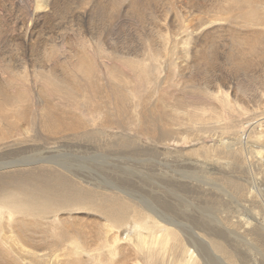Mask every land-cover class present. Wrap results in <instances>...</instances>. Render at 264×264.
<instances>
[{"label":"rangeland","instance_id":"rangeland-1","mask_svg":"<svg viewBox=\"0 0 264 264\" xmlns=\"http://www.w3.org/2000/svg\"><path fill=\"white\" fill-rule=\"evenodd\" d=\"M76 1L78 2V6H79V3L82 0H76ZM105 1L106 0H95V1L90 0L88 2V5H84V8H81V9L78 8L79 9L78 13L80 10L83 11V13L78 14L79 15L78 17H76L75 14L73 15L70 9L68 11V14H66V16L58 17L57 21L50 20V23L47 24L45 29L39 28L38 31H36L35 35L29 38L28 36L25 35V33H18L16 28H15L16 30L11 28V25L16 20V18L22 17L21 12L16 9L12 12L8 9H5L6 7L9 6V3L6 4L5 5L6 7H5L3 6V0H0V6L2 4V7H0V9L3 10L1 11V14H0V27L3 26V29L2 27L0 28V46H1L0 53H3L5 55L4 57H6L5 59L9 61L7 63L8 66H9V63H12L13 65L17 66L16 68L13 69L14 73L18 77L20 76V81L18 82L16 86H18V88H21L24 85L28 89L27 94H26L28 97V101L23 102L22 100L21 102L20 99L18 98L16 108L18 105V108H19L18 114H19L20 107L27 106L28 109L26 113L31 119L29 120L21 116H18V117L13 116L14 118H10L12 129L10 132H8L9 134H8L7 141L18 143V145H21V146L17 148L13 153H11L10 157H8L9 159H3V160H10V159L25 160L24 158H27L30 161H36V162L39 160H43L44 163L50 166L49 170L63 173L69 179L76 181V183L78 184V187H84V189L87 188L90 190L93 189L94 191L99 189L97 192H100V191L106 192V189H108L107 191L112 190L115 192V191H118V189H120L126 193V197H129L130 199H132L136 204L138 203L137 205L139 206L141 205L143 207L147 206V209L152 208L150 209V212H152L151 210H153L152 215L157 216L158 219L162 217V218L171 219L173 221L176 220L175 223L173 221L172 222L174 226H176V228H179L182 231L183 234L180 231L181 233L180 235L185 236L183 238H185V240L190 241L192 243L195 239L194 243H196V246L200 249V251L202 250L201 251L202 253L206 245H205V242H203V240L205 239L203 238L204 237L203 232L200 230L201 229L200 227L202 228L204 227L206 228V230L210 231L213 225L218 224L217 226H219L218 228H220L224 225L223 223H220V221L225 223V221L227 222L228 219H232V217L233 219H236L240 217V215L238 214L243 213V212L244 213L249 212V209H251L252 206L253 207L255 206L254 204L255 198H252V201L251 199H249V202L247 203L246 199L249 196L248 192L245 193L246 191L245 192L242 191L241 194L242 193L243 194L241 195L238 193V191H236L231 186L229 182H228L229 185L225 184L227 183V177L232 176L237 181H239L240 179L241 180L240 182L244 180L245 183L242 182L243 185H246V186L249 185V187L252 186L251 187L252 189L254 188L253 186L255 185V182L253 179V172L251 171L252 169L250 170L249 168L244 167L245 164L243 161L240 163H236V166H235V163H232L234 165L222 164V163H226V161L219 159L218 155L220 154V151H222L223 145L228 141V137L231 135L230 133L231 131L226 133L222 131L221 129V126H223V120L222 118L220 119L219 117V114L222 112L221 103H219L215 99L207 98V96H205L204 94L201 95L198 92L196 93V90H193L194 87H191V84H186L184 82L185 80H188L190 76L194 75L195 79L199 80L195 82V85L197 83H201L203 85V88L204 86H207V88L213 89L214 87V90L215 89L217 90L222 87L226 90H229L230 99H232L235 102V104H240L242 107L244 106L248 107L247 111H249V108L254 110V111H249L248 114H246V116L243 115V119L247 121L248 118H250L249 120L251 122L255 121V120H251V118L252 117L254 119L255 117L257 118V116L261 113V111L264 110V97H263L264 96L263 95L264 94L263 92L264 91V84H263L264 83V60L263 58L264 57L262 56L261 57L262 59L259 57L258 60H254V56H248L249 58L251 57L252 60L248 62L244 70L238 71V70L232 69L233 66L231 67V65L233 63L231 64L232 61H231V57L229 56L234 55L235 53V50L232 49L234 48V46H236L235 44H233L234 42H232L233 34L244 36L246 32L252 33L250 31V28L244 25L245 23L243 21L246 20L248 17H245L244 16L245 14L243 13L247 12L248 4L250 6V7L248 6L249 10L253 12L255 9L256 13H258L259 11V9L257 8L258 4L253 5L251 3H248V4L245 3V5L247 6L245 7L243 4L242 7H244L247 10H245L244 8L242 10L238 7V9L234 12L235 14L237 13L236 15L233 13L228 14V12L221 15L222 13L220 14V12L219 13L217 12V9H216L217 3L215 1L207 0V2H204L203 0H199L203 4L206 3L204 5L206 6V8L208 7L206 10L207 14L200 15L198 13V15H195L196 13H193V16H192L191 14L187 13L188 10L191 8V5L190 7L188 5L190 3L189 2L190 0H183V1L182 0H174V1L172 0L174 2V3L172 2V5L174 4L173 7L171 5L168 8L169 4L167 3L166 4L167 6L165 7L166 12L164 13H162V10H164L162 9V6L166 1H163V2L158 1L157 7H154L152 11L150 10L146 11L145 13L146 18H144L145 22L144 23L142 22L137 25L135 17L132 15L131 13L132 11H130V7H129L131 5V0H125L124 3L122 2L120 4L121 8L119 7V11L112 18H110L111 20L110 19L105 20V18H103L100 15L102 3L105 4ZM184 1H187V2H184ZM262 1L264 2V0ZM29 3L31 4L32 2L30 0H14L12 4L14 7L20 6L19 8L25 9L27 7L26 5H30ZM181 4H185V5H181ZM180 6H182V8ZM4 9L6 13L4 12ZM226 9L227 8H224V10ZM176 11H178V13H176ZM158 12H161L162 15H164L163 24L161 25L160 23L158 24L154 23V20H153L154 16ZM90 13L92 14V16ZM6 14L8 15L5 17ZM15 14H17L16 17H15ZM218 14H220L221 16ZM238 14L240 15L243 14V17L239 18L237 16ZM188 15L190 16V18L188 17ZM9 16L11 18H9ZM177 16L179 17V19ZM254 16L256 17L257 14ZM78 19H80V21ZM210 19L214 20L215 24L216 23L220 24V26L216 28V30L214 31L215 34L213 33L214 36L212 37V40L207 45L210 55L213 57L215 56L214 58L215 63L213 61L214 64L211 67V70L209 72H211L212 70L213 71L211 72V74H209L206 80L204 78H202L203 79L202 80L201 77L198 76L199 70H197V68H192L191 66L184 64L183 60L185 59V55L182 53V42H180V40L182 36L183 37L186 36V34L183 35L182 31H186V29H189V30L193 29L192 32L195 31L194 33H197L198 30L196 29L194 30V28L192 27L196 28L197 25L199 26L200 21L202 22L203 20L207 21ZM81 20L84 23L82 34L85 36L84 38V36L82 35V40L80 39L81 36H80V30H79V27H80L79 24L81 23ZM167 20L168 22H172L171 28L165 27L164 21H167ZM236 20L242 22L240 27H239L240 24H236L237 23ZM62 21L66 24L64 25V28H63ZM152 22L156 25L152 24ZM191 23H193L192 26H191ZM260 27H257L256 29L255 28L254 29L259 30ZM157 30H159L160 32L164 31V36L167 38V41H168V44H167L168 51L161 50V52L157 53V55L154 53V56H153L151 55V53L147 52L146 50L142 51V48L145 47L144 42L146 40V36L148 35H151V37L153 36L152 42L158 44L159 47L162 46L161 35H158ZM60 31L61 32L63 31V32L61 33ZM260 31H262L261 33H264V26L263 28H260ZM100 32H101L102 37H100ZM102 33L106 36L102 35ZM56 34H57V37L54 36ZM49 35L53 36L52 43L53 42L54 43L52 44V46H50V41H49V44L44 46L45 41L47 40V38L50 37ZM86 36L88 37V39ZM90 36H93V37H90ZM249 37L256 38L254 34L253 36L252 34L251 36L249 35ZM260 37L261 38L263 37L262 40L264 41V34L263 36L261 35ZM95 38L97 39V41H95ZM101 39H103V41ZM88 40L91 42L89 43ZM93 40L95 41V43H93L94 42ZM69 41H72V42H70L69 44ZM103 42H104V45L102 44ZM80 43L81 45H79ZM172 43L173 45H176L173 48L171 47ZM96 46L98 47V49H101L100 59H96L95 57L96 56L95 54L98 52V49L96 48ZM90 47L92 49H90ZM75 48L76 50L74 51ZM77 50L79 51L77 52ZM101 51H103V53ZM258 51L263 52L260 50V48ZM85 53L86 54L89 53L93 57V66L91 68L89 75L82 73L83 71L79 69L78 65L69 66V64L65 62H60L61 60L57 58L58 56L59 58L61 56L60 59H63V57H68V58L70 57L73 61L77 63L79 54L86 56ZM101 53L105 55H102ZM71 54H72V57H71ZM145 55L146 57H143ZM262 55H264V53H262ZM118 57H121V59ZM122 57H125V58L123 59ZM140 57H141V61H139L140 63L137 64L138 68L136 69L135 67V69L133 70L134 67H132L129 62L131 61V59L136 60V59H140ZM52 62L53 63L56 62L57 70L64 75V77L68 80V82L71 81L72 83L71 82L69 83L73 84L74 86L77 85V83L74 84V80L79 81L82 78L81 81H83V80H86L88 76L92 77V72H94V74L96 73L93 78L94 80L97 81L95 85L99 83L100 85L98 89L103 91L102 94L104 93L105 94L102 95L103 97L100 95L98 99L94 100L92 105L88 103V101L85 99L84 96H79V97L76 96L75 103L79 102L78 103L79 107H77L76 109H73L72 107H70V104L74 101V99L70 97H64V96H68V93H67L68 83L60 82L57 86H48L46 85L43 79V76L39 75V70H42L41 67L50 66L53 64ZM26 64H29V66ZM142 66H143V72L140 71L141 70L140 67ZM73 68L75 69L72 70ZM146 70H149L148 74H146ZM42 73H43V70H42ZM136 74H140L139 78H138V75L137 77H135ZM119 75H120V80L118 81ZM133 76L135 77L134 80H132ZM68 78L69 79L71 78L73 80H69ZM136 78H138V81ZM238 83L245 84L243 86L248 92L245 90L244 95L240 96V90L238 88V85L240 84ZM114 84H116V86ZM122 84L127 85V87L130 84L129 85L130 88L137 87L138 89L137 93H139V97H140L139 98L136 96L126 95V97L120 98L123 100V103L125 104L123 105L122 110L123 112H125L124 117H127V118H124L123 116L121 117L118 109L116 108V105L113 106L111 102H109L106 99V95L108 96V90L110 89V87L117 88L119 90L120 88L123 87ZM187 86L188 88L185 89V87ZM191 90L193 91V93ZM181 92L183 93V95ZM80 93H81V90H80ZM169 93L170 95H173L174 98L176 99L178 98V95L187 96V97L191 95L189 98L191 99L194 97L192 100L198 98L197 96H199L197 100L198 101L200 100L199 101L200 103L194 104V102H192V105L187 107L186 111L188 110L199 111L200 114H204V115L206 114L207 116L206 115L205 116L207 117V119L205 120V123L203 121V122H198L192 125L186 121L187 122L186 124L184 125L182 124L181 126L179 125L172 126V128H169L168 130L163 129L162 126L161 127L158 126L157 127L158 130L161 132L159 131L157 132V135L159 133V137L158 136L157 137L163 138L164 136L167 135L166 140H163L161 143H159V142L153 141L154 137H152L150 134L146 132H143L142 126L136 123L137 116L135 115V111H133V104H134L133 102L140 99L142 104L147 105L149 108H151L153 107L155 103H160L161 101L164 100L162 96L165 97V95H167V98H169L170 97ZM188 93H191V94L188 95ZM260 93H263V94H260ZM200 95L202 96L201 98H200ZM160 96H161V99H160ZM45 101L49 102L53 108L56 107L59 110L66 111L67 116L63 115V118H70L71 120L74 121V124H68V126L71 127L70 129L58 131L57 133H49L43 128V126H40L39 121L34 122V116L36 117L40 115V112H42L44 108ZM113 101H115L116 103L117 98H115ZM111 106H113V110L111 111L112 114H109V111L112 108ZM193 106L194 107L198 106L199 109H194ZM254 108H257V109H254ZM152 113H155V112H151L150 114ZM213 113L218 114V115L212 116L211 114ZM253 113H255L254 114L255 117L254 116L248 117L249 114L253 115ZM256 113H258V115ZM4 114L5 113L3 112V115ZM238 115H236L237 118H239ZM0 118H1V115H0ZM128 119L132 123L128 122ZM78 120L80 121V124L78 123ZM29 126H30V130L26 132L25 128H29ZM185 131L187 132L185 133ZM191 135L192 137H190ZM199 149H201L203 153H201ZM205 149H206V152H205ZM215 150L218 152H216ZM213 155L215 156V158H213L214 157ZM206 156H210V158ZM240 167H244V168L242 169ZM225 169L228 171L226 172ZM249 170L251 172H249ZM249 173L252 174V177L250 176ZM224 178L226 180H223ZM179 179L180 180L183 179V180L180 181ZM262 185L264 186V178L262 179ZM120 190L118 191L119 194H120ZM172 191L174 192L172 193ZM109 192L111 193V191ZM262 193H263V196L261 198L264 200V191ZM186 194L188 195L187 197H186ZM161 195L162 197H160ZM158 197L160 198L157 200ZM163 202H165V205L162 204ZM251 203H253L254 205ZM157 209H161V210H159L158 212ZM163 211L166 213H163ZM235 211H237L238 214ZM91 212L88 210H85V212L84 210H78V211H75V213L73 212L72 216L70 215H65L66 217L62 216L66 218L67 221L71 222V223H68L65 220L64 223H66V225L63 224V226L64 225L66 226L64 228L66 231H69V229L67 230L66 228L70 227V231L72 232L75 227L74 231L78 229V231L76 230L77 232L75 231L77 234L87 233V237L90 236L87 238L88 242L86 244V249L90 251V253L92 254L88 255L87 253L86 255H83L84 256L83 257L82 254L80 255L79 253V255H77L75 252L73 253L74 255L72 254L71 256L73 259L75 258V256H77L76 259H78V256L79 257L81 256L80 257L81 264H84V263L85 264H108L107 262L109 261V258H110V254L108 253L109 248L104 246L105 248H101L103 252L100 249H98L101 247L100 246L102 243L101 241L104 238H106L105 240L107 241L108 240L114 241L115 238L113 237L118 236V238L120 239V245H123V244L125 245L126 243H130L129 239L131 237H134L133 239L130 240L132 242L131 244H134V243L136 244L139 241L138 239L139 237H136V236L140 235V234L138 235V233H141L140 230L144 234L147 235L146 233L147 229L138 228V227L136 228V226L133 223H130L127 226H125L126 228L122 227L118 229V231H120L118 233L116 232L117 231L116 229H112V230H109V232H107L108 231L107 228L106 229L102 228L105 223L104 219L102 220V218L99 217L95 212L93 211ZM220 214L223 216H221ZM201 215L203 216L201 217ZM73 216H74V219H72ZM210 223H211V227H208V225L210 226ZM68 224L69 225L71 224V225L69 226ZM221 224L223 225L221 226ZM217 226L212 227L211 231L218 229ZM186 227L187 229H185ZM195 227H198V228H195ZM99 229L102 230L103 234H101L102 233L101 230H100V234H98L99 232H96V231H99ZM74 231H73V234H76ZM126 234L128 236H126ZM200 235H202L203 237H201ZM48 239L52 241L54 240L56 241V239H53V238H48ZM65 240L64 242H62L63 241L62 239L57 240L58 242L56 243L59 246L54 242V244L56 245H54L53 248L52 246H50L51 248L49 246L48 247L46 246L47 248L44 247L47 251L43 249V251L41 252L44 254L43 261L48 262V263L51 261L50 263L52 264L54 263L57 264L59 262H64V261H69V260L73 261L71 260L72 258H68L70 257L69 255L70 253L68 254V252L70 251V249H72V247L68 243H71V241L70 240L65 241ZM48 248H49V251H48ZM60 248L63 249V251H61ZM65 248L67 249V251ZM96 249H98L99 252L98 251L96 252L95 251ZM65 251L67 253H64ZM99 253H102V254H99ZM63 254L64 255L68 254V256L66 257V255L64 256ZM98 254L100 256H98ZM55 255L59 262L56 261ZM58 256L60 258H58ZM98 258L101 259L102 262H100ZM60 260H63V261H60Z\"/></svg>","mask_w":264,"mask_h":264},{"label":"bare ground","instance_id":"bare-ground-1","mask_svg":"<svg viewBox=\"0 0 264 264\" xmlns=\"http://www.w3.org/2000/svg\"><path fill=\"white\" fill-rule=\"evenodd\" d=\"M13 1L14 0H3V6H5L6 4L9 3V6L8 7L5 6L6 7L5 9L10 10L11 12L16 9V10L21 12L22 17L16 18V20L12 23L11 28H13V29L16 28L18 33H25L26 36L31 38L35 35L36 31H38L39 28L45 29L47 24L50 23V20L51 21H57L58 17L66 16V14H68V11L70 9H71L73 15L75 14L76 17H78L79 13H83L82 10H80L78 13V10L81 8H84V5H88V2L90 0H82L79 3V6H78V2L76 0H30L32 3L31 4L29 3L30 5H26L27 7L25 9L19 8L20 6L14 7L12 4ZM124 1L125 0H106L105 4L102 3L100 15L103 18H105V20L112 18L115 14H117V12L119 11L120 4L122 2L124 3ZM158 1H160V2L166 1L162 6V9H164V10H162V13H164V12H166V9H165V7L167 6L166 4L167 3L169 4L168 5V8H169L172 5V2L174 0L173 1L172 0H131V5L129 4L130 5L129 7H130V11H132L131 12L132 15L135 17L137 25L142 23V22L143 23L145 22L144 18H146L145 17L146 11H148V10L152 11V9L154 7H157ZM203 1L207 2V0H203ZM209 1H211V0H209ZM213 1H215L217 3L216 9H217L218 13L219 12H220V14L222 13L221 15L225 14L226 12H228V14L229 13L235 14L234 12L238 9V7L243 10L244 7H242V5L244 4L245 7L247 6V5H245V3L246 4L251 3L253 5L258 4V6H257V8L259 9L258 13H256L255 9L253 12L251 10H249V8H248L249 4L247 6L248 10L244 8L245 10H247V12L243 13V14H245L244 16L248 17V18L246 20H244L243 22L245 23L244 25H246V27L250 28V31L252 33L246 32L244 36L235 35V34H233V36H232V40H233L232 42H234L233 44L236 45V46L233 45L234 48L231 47L232 49L235 50V53L233 52L234 55L229 56V57H231V61H232V62L230 61L231 64L233 63L231 65V67L232 66L234 67V68L232 67V69H235L238 71L244 70L246 68L248 62L250 60H252L251 57L249 58L248 56H254V60H258L259 57L261 58L262 56L264 57V55H262V53H264V41L262 40L263 37L262 38L260 37L261 35L263 36V34H264V33H261L262 31H260V28H263V26H264L263 25L264 24V2L262 0H259V1L258 0H213ZM184 2H187V1H184ZM189 2L190 3L188 5H189V7L191 5L190 9L192 11L189 9L187 13L191 14L192 16H193V13H196L195 15H198V13L200 15L201 14H207L206 10L208 7L206 8V6L204 5L206 3L203 4L199 0H190ZM185 4H181V5H185ZM173 5H172V7H173ZM0 7H2V4ZM180 7L182 8V6H180ZM86 8H88V7H86ZM224 8H227V9L224 10ZM5 9H4V12H5ZM213 10H215V9H213ZM1 11H3V10L0 9V14H1ZM93 12H91V13H93ZM254 12L257 14L256 17L254 16V15H256ZM162 13L161 12L156 13V15L154 16V19H153L154 23H156V24L160 23V25L163 24V16L164 15H162ZM176 13H178V11H176ZM213 13H214V11H213ZM220 14H218V15H220ZM243 14L242 15L238 14L237 16L240 18V17H243ZM7 15L8 14H6L5 17ZM16 15L17 14H15V17H16ZM176 15H178V14H176ZM91 16H92V14H91ZM188 17L190 18L189 15H188ZM9 18H11V17L9 16ZM178 19H179V17H178ZM199 19H198V21H199ZM78 20L80 21V19H78ZM196 20H197V18H196ZM193 21H194V19H193ZM236 21H237L236 24H240L239 25V27H240L242 22H240L238 20H236ZM238 22H240V23H238ZM154 23L152 22V24H154ZM219 23H221V22H219ZM156 24H154V25H156ZM192 24L193 23H191V26H192ZM64 25H66V24L63 22V28H64ZM164 25L166 28H171L172 22H168V20L164 21ZM180 25H181V23H180ZM79 26H80L79 30H80V36H81L80 39L82 40V35H83L82 29L84 27V23L82 20H81V23L79 24ZM176 26H177V24H176ZM194 26H195V24H194ZM197 26H196V28L192 27V28H194V30L195 29L198 30L197 33H194L195 31L192 32L193 29L192 30L186 29V31H182L183 35L186 34V36L185 37L182 36L181 40H180V42H182V53L185 55V59L183 60V62L185 65H189L192 68H197V70H199L198 76H200L201 79L204 78L206 80V78L209 76V74H211V72L213 71L212 70L211 72H209L211 70V67L215 63V59H214L215 56L213 57L210 55V52L207 48V45L212 40V37L215 34L214 31L216 30V28H218V26H220V24H218V23L215 24L214 20L210 19L207 21L206 20H203L202 22L200 21L199 26L198 27ZM260 26H262V27H260ZM1 27L3 29V26H1ZM162 27H163V25H162ZM257 27H260L259 30H255ZM251 28L253 29V31ZM65 29H67V28H65ZM65 29H64V31H65ZM222 29H223V27H222ZM231 31H232V29H231ZM45 32H46V30H45ZM94 32H96V31H94ZM49 33H51V32H49ZM157 33H158V35H161L162 46L159 47L158 44L152 42L153 36L151 37V35H148V36H146V40L144 42L145 47L142 48V51L146 50L147 52L151 53V55H153V56H154V53L157 55V53L161 52V50L162 51H164V50L168 51V45H167L168 41H167V38L164 36V31L160 32L159 30H157ZM251 34H252V36L254 34L256 36V38H254V37L250 38L249 35L251 36ZM51 35H53V34H51ZM102 35H104V34L102 33ZM54 36L57 37V34ZM65 36H66V34H65ZM73 36H74V34H73ZM104 36H106V35H104ZM90 37H93V36H90ZM100 37H102L101 32H100ZM8 38H10V37H8ZM52 38H53V36H50L49 38H47V40L44 43V46L48 45L49 41H50V46H52V44L54 43V42L52 43V41H53ZM84 38H85V36H84ZM26 39H27V37H26ZM60 39H61V37H60ZM87 39H88V37H87ZM192 39H194V40H192ZM101 40L103 41V39H101ZM39 41H37V42H39ZM66 41H68V40H66ZM95 41H97L96 38H95ZM95 41L93 43H95ZM70 42H72V41H69V44H70ZM90 42L91 41H89V43ZM77 43H79V42H77ZM77 43H76V45H77ZM160 43H161V41H160ZM55 44H57V43H55ZM102 44L104 45V42ZM33 45H34V43H33ZM79 45H81V43ZM229 45H231V44H229ZM37 46H38V44H37ZM97 46H96V48L98 49ZM175 46L176 45H173V43L171 44L172 48ZM65 47H63V48H65ZM259 48L263 52L258 51ZM90 49H92V48L90 47ZM75 50H76V48L74 49V51ZM87 50H89V49H87ZM100 50L101 49H98V52L95 54L96 59H100V57H101ZM183 50H184V52H183ZM78 51L79 50H77V52ZM95 51H96V49H95ZM103 51H101V52L103 53ZM221 51H222V49H221ZM83 52H85V51H83ZM112 53H114V52H112ZM112 53H111V55H112ZM143 53H145V52H143ZM74 54H75V52H74ZM102 55H105V54H102ZM107 55H109V54H107ZM116 55H117V53H116ZM4 56L5 55L3 53H0V112L2 113V114L0 113V115H1V118H0V264H52V263H50L51 261L49 263L43 261L44 260L43 259L44 254L41 252L43 251V249L47 248L48 246L49 247L52 246V248H53V246L57 244L56 243V242H58L57 240H60V239L63 240L62 242H64L65 239L71 241V243H68L72 247V249H70V251L68 250L69 251L68 254L70 253L69 254L70 257H68V258H72L71 256L75 252L77 255H79V253H80V255L82 254V256L86 255L87 253H88V255L89 254L91 255L92 253H90V251H88L86 249V244L88 242L87 238L90 237V236L87 237V233L86 234H84V233H81V234L78 233L77 234L76 232L78 231V229H76L77 231L75 230L76 231L75 232L74 231L75 227H74L73 231L76 234H73V231L72 232L70 231V227L66 228L67 230L69 229V231H66L64 229L66 227L65 226L66 223H64L66 218H64L62 216H65V215L72 216L73 212L75 213V211H78V210H84V212H85V210H88L90 212L91 211L95 212L99 217L102 218V220L104 219V221H105V223L103 222L104 226L102 224L101 225L103 226L102 228H104V229L107 228V230H108V231L106 230L107 232H109V230L116 229L117 230L116 232L118 233V232H120V231H118V229L125 227L130 223H133L136 226V228L138 227V228L147 229V231H146L147 235L144 234L140 230L141 233H138V235L139 234L140 235L136 236V237H139L138 238L139 241L136 244L135 243L131 244L132 242L130 241L134 237H131L129 239L130 243H126L125 245L124 244L120 245V239L118 238V236L113 237V238H115L114 241H110V240L107 241V240H105L106 238H104L102 240V238H101V240H102L101 241L102 243L100 245L101 247L98 249L101 250V248H105V247L109 248L108 253L110 254V258H109V261L107 262L108 264H264V200L261 198L263 196L262 192L264 191V188H263L264 186L262 185V179L264 178V110H262L263 112L261 111V113L258 111L260 113L259 115H258V113H256L258 115L257 118L254 115L255 113H253V115H250V114H249V116L247 115L248 117L254 116L255 119L253 117L251 118V120H255L254 122H251L249 120L250 118H248V120L246 121L243 119V115L246 116V114H248L249 111H254V110L249 108V111H247L248 107H246V106L242 107L240 104H235V102L232 99H230V91L229 90H226L222 87L217 89V90L216 89L214 90V87H213V89L207 88V86H204V88H203V85L201 83H197L195 85V82H197L199 80H196L194 75L190 76V78L188 80H185V82H184L186 84H191V87H194L193 90H196V93L198 92L201 95L204 94L205 96H207V98L215 99L219 103H221L222 112L219 114L220 119L222 118V120H223V126H221V129H222V131H224L226 133L231 131L230 132L231 135L228 137V141L223 145V149H222V151H220V154L218 155L219 159L226 161V163H222V164L230 165L232 163H235V166H236V163H240L243 161L245 164L244 167L249 168L250 170L252 169L251 171L253 172V179L255 182V185L253 186L254 188L252 189L251 188L252 186L249 187V185L248 186L243 185V183H242V182H244L243 179H242L243 181L240 182L241 181L240 179H239V181H237L232 176L227 177V183H225V184H228V182H229L231 184V186L236 191H238L239 194H241L242 191L243 192L246 191L245 193L248 192L249 196L247 195L248 198L246 197L247 203L249 202V199H251V201H252V198H255V202L257 204L254 202L255 206L254 207L252 206V208L249 209V212H245V213L243 212V213L238 214L237 211H235L238 215H240V217H238L236 219H233V217H232V219H228V221L227 222L225 221V223L221 222L219 220L220 223L224 224V225L221 224V226L223 225L222 227L218 228L219 227V226H217L218 224L212 226V227L217 226L218 229L213 228L215 230L211 231V229H212L211 223H210V226L208 225V227H211L210 231L206 230V228H204V227L203 228L200 227L201 228L200 230L203 232L204 237L202 235H200V236L205 239V240H203V242H205V245H206L205 249L201 253L202 250L200 251V249L196 246V243H194L195 239H194V241L192 240L193 241V243H192L190 241L185 240V238H183L185 236L180 235L182 233V231L179 228H176V226H174V224H173V222L175 223L176 220L173 221V220L168 219V218H162L161 216H160L161 218L158 219L157 216L152 215L153 210H151L152 212H150V209H152V208L147 209V206L143 207L141 205L140 206L137 205L138 203L136 204L132 199H130L129 197H126V193L124 191L118 189V188H116V189H118V191L120 190V194L122 196L119 194L118 191L114 192L112 190H109V191H111V193H110L109 191H107L108 189H106V192L105 191L97 192L99 189L94 191L93 189L90 190L87 188L84 189V187H78V184L76 183V181L69 179L63 173L53 171V170H49L50 166H48L46 163H44L43 160H39L37 162L36 161H30L27 158H24L25 160H23V159L3 160V159H9L8 157H10L11 153H13L17 148H19L21 146V145H18V143H14L12 141H7L8 134H9L8 132H10L12 129L11 123H10L11 122L10 118H14L16 116L17 117L21 116L23 118L31 120L26 113V111L28 109L27 106L20 107V111L18 114V110H19L18 105L16 108L18 98L20 99L21 102H22V100H23V102H27L28 97L26 94H27L28 89L24 85L21 88H18V86H16L18 84V82L20 81V76L18 77L14 73L13 69L16 68L17 66L13 65L12 63H9V66H8L7 63L9 61H7L5 59L6 57H4ZM76 56H78V55H76ZM71 57H72V54H71ZM143 57H146V55ZM217 57H219V56H217ZM57 58L59 60H61L60 62H65V63L69 64V66L78 65L79 69L81 71H83L82 73H85L86 75L90 74L91 68L93 66V57L89 53L86 54V56L79 54L77 63L75 61H73L70 57L69 58L63 57V59H60L61 56H60V58L58 56ZM118 58L121 59V57H118ZM122 58L124 59L125 57H122ZM263 60H264V58H263ZM139 61H141V57H140V59H136V60L131 59V61L129 63L132 67H134L133 70L135 69V67H136V69L138 68L137 64L140 63ZM213 61H214V63H213ZM223 62H225V61H223ZM220 63H219V65H220ZM26 65L29 66V64H26ZM73 67H75V66H73ZM41 69L43 70V73H42V70H39V75L43 76V79H44L46 85L57 86L60 82L68 83V89H67L68 96H64V97H70V98L74 99V101L70 104V107H72L73 109H76L77 107H79V105H78L79 102L75 103L76 102L75 101L76 96H78V97L84 96L85 99L88 101V103L90 105H92L94 100L98 99L100 97V95L102 96L105 94V93L102 94L103 91L98 89V87L100 85L99 83H97L95 85V83L97 81L93 79L95 74H96V73L94 74V72H92V77L88 76L86 80H83L84 82L81 81L82 78L79 81L74 80V84L77 83V85L74 86L73 84H71L72 83L71 81H69V82H71V83H69L68 80L64 77V75L57 70L56 62L50 66L41 67ZM74 69L75 68H73L72 70H74ZM140 69H141L140 71L143 72V66L140 67ZM148 72H149V70H146V74H148ZM228 72H229V70H228ZM82 73H80V74H82ZM137 75L139 78L140 74H136L135 77H137ZM96 76H98V75H96ZM135 77L133 76L132 80H134ZM138 78H136L137 81H138ZM257 78H259V77H257ZM22 79H23V77H22ZM22 79H21V81H22ZM69 80H73V79L70 78ZM119 80H120V75L118 77V81ZM140 82H142V81H140ZM217 84H218V82H217ZM238 84H240V85H238ZM238 84L237 85H238V88L240 90V96L244 95L246 89L243 85H245V84H241V83H238ZM114 85L116 86V84H114ZM122 85H123V87L120 88L121 90L120 89L118 90L117 88L110 87V89L108 90V96L106 95V99L109 102H111V104L113 106L116 105V108L118 109V111L120 113V116L124 117L125 112H123L122 108H123V105H125V104L123 103V100L120 98L126 97V95L139 97V93H137V91H138L137 87L136 88H130L129 87L130 84L128 85V87H127V85H124V84H122ZM214 86H215V84H214ZM186 88H188V86L185 87V89ZM80 90H81V93H80ZM187 91H186V93H187ZM191 91H189V92H191ZM250 91H251V89H250ZM192 93H193V91H192ZM164 94H165V92H164ZM189 94H191V93H188V95ZM260 94H263V93H260ZM169 95H170V93H169ZM182 95H183V93H182ZM193 95H192V97H193ZM201 95H200V98L202 97ZM161 96H162V94H161ZM161 96H160V99H161ZM190 96L191 95H189V97ZM162 97L164 98V100L162 98L163 101H161L160 103H155L153 105V107H151V108H149L147 105L142 104L140 99L133 102L134 103L133 104V111H135V115L137 116L136 117L137 118L136 123L138 125L142 126L143 132H146V133L150 134L152 137H154L153 141L161 143L163 140H166L167 135L164 136L165 138L164 137L158 138L159 137V133L157 135V132L159 131L157 128L158 126L159 127L162 126L163 129L168 130L169 128H172V126H176V125L181 126L182 124L184 125L187 122H189V124H191V125L198 123V122H203V121L205 123V120L207 119L206 114H205L206 115L205 116L204 114H200L199 111H195V110L186 111L187 107L192 105V102H194V104L200 103L199 102L200 100L199 101L197 100L199 98V96H197L198 98H196L194 100H192L194 97L190 99L187 96H179V95H178L177 99L174 98L173 95H170L169 98H167V95H165V97L164 96H162ZM115 98H117L116 103H115V101H113ZM258 99H260V98H258ZM80 104H81V102H80ZM113 106H111L112 108L110 109L109 114H112L111 111L113 110ZM194 109H199V107L195 106ZM254 109H257V108H254ZM7 111H8V113H7ZM3 112L5 113L4 115H3ZM151 112H155V113L150 114ZM215 113H217V112H215ZM215 113H213L211 115L217 116L218 114H215ZM234 113H235V115H234ZM63 115L67 116L65 110H59L56 107L53 108L49 102L45 101L44 102V108H43L42 112H40V115L36 116V117L34 116V122L39 121L40 126H43V128L46 131H48L49 133H57L58 131L70 129L71 127L68 126V124H74L73 120H71L70 118H63ZM236 115H238L239 118H237ZM124 118H127V117H124ZM246 119H247V117H246ZM4 120H6V121H4ZM128 122L132 123L131 121H129V119H128ZM78 123L80 124L79 120H78ZM187 127H189V126H187ZM184 129H185V127H184ZM188 129H190V128H188ZM29 130H30V126H29V128H25L26 132ZM179 130H181V129H179ZM159 132H161V131H159ZM186 132L187 131H185V133ZM175 134H176V132H175ZM160 135H161V133H160ZM161 137H162V135H161ZM190 137H192V135ZM177 138H176V140H177ZM187 140H189V139H187ZM197 143H199V142H197ZM202 148H203V146H202ZM206 149H205V152H206ZM211 149H212V147H211ZM199 150L201 151V149H199ZM197 151H198V149H197ZM212 151H214V150H212ZM216 152H218V151H216ZM216 152H214V153H216ZM201 153H203V152L201 151ZM198 154H200V153H198ZM216 154H218V153H216ZM206 157L210 158V156H206ZM213 158H215V156ZM203 161H204V159H203ZM241 164H243V163H241ZM241 164H240V166H241ZM232 165H234V164H232ZM244 167H240V168L243 169ZM250 170H249V172H251ZM227 171L228 170H226V172ZM177 173H179V172H177ZM249 174L252 177V174L251 173H249ZM222 176H223V174H222ZM183 179H181V180H183ZM223 180H226V179L224 178ZM229 190H230V188H229ZM173 192L174 191H172V193ZM211 194H213V193H211ZM181 196H183V195H181ZM187 196L188 195L186 194V197ZM160 197H162V195ZM160 197H158L157 200ZM218 197H219V195H218ZM253 201H254V199H253ZM162 204L165 205V202H163ZM251 204H253V203H251ZM198 208H200V207H198ZM157 210L159 212V210H161V209H157ZM163 213H166V212L163 211ZM202 216L203 215H201V217ZM221 216H223V215H221ZM67 218H68V216H67ZM72 219H74V216ZM201 219H203V218H201ZM66 222L71 223L70 221H67V220H66ZM63 224H65V225L63 226ZM178 224H179V222H178ZM195 228H198V227H195ZM185 229H187V227ZM100 230L101 229H99V231H96V232H99L98 234H100ZM197 230H199V229H197ZM180 231H181V233H180ZM101 232H102V230H101ZM101 234H103V232ZM184 235H185V233H184ZM126 236H128V235L126 234ZM140 236H141V238H140ZM100 237H102V236H100ZM48 238L56 239V241L55 240L52 241ZM188 240H190V239H188ZM54 242L56 244H54ZM80 249H81V251H80ZM98 249H96L95 251L99 252ZM48 251H49V248H48ZM61 251H63V249H61ZM66 251H67V249H66ZM66 251L64 253H67ZM101 251L103 252V250H101ZM96 252H94V253H96ZM44 253H45V251H44ZM94 253H93V255H94ZM68 254H65L66 257L68 256ZM99 254H102V253H99ZM99 254H98V256H100ZM46 255H47V253H46ZM93 255H92V257H93ZM59 256H58V258L61 257V256L60 257ZM55 257H56V255H55ZM76 257L77 256H75L74 259L73 258L71 259L73 261H70L67 258L69 261H64V262H59L57 260V257H56V261L59 262V263H57V262L56 263L57 264H81V259H80L81 256L80 257L78 256V259H76ZM98 260L100 262H102L101 259L98 258ZM60 261H63V260H60ZM106 261H104V262H106ZM83 262H84V260H83Z\"/></svg>","mask_w":264,"mask_h":264}]
</instances>
